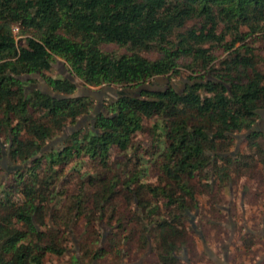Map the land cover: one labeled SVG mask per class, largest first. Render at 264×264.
I'll return each instance as SVG.
<instances>
[{"label":"trees","instance_id":"1","mask_svg":"<svg viewBox=\"0 0 264 264\" xmlns=\"http://www.w3.org/2000/svg\"><path fill=\"white\" fill-rule=\"evenodd\" d=\"M260 35L264 0H0V161L3 145L19 166H0V264H44L71 236L82 241L69 264L146 252L182 264L198 197L217 215L220 194L241 178L243 199L264 196V134L252 130L264 111V57L245 43ZM218 48L226 56L214 66ZM55 57L88 88L134 89L181 72L186 83L102 102L92 123L55 141L94 106L25 91L20 78L40 75L54 93L75 92L46 76ZM256 240L238 237L243 250Z\"/></svg>","mask_w":264,"mask_h":264},{"label":"rangeland","instance_id":"2","mask_svg":"<svg viewBox=\"0 0 264 264\" xmlns=\"http://www.w3.org/2000/svg\"><path fill=\"white\" fill-rule=\"evenodd\" d=\"M14 41L17 43L18 37L13 36ZM245 43L254 49V52L259 56L264 57V35L252 36L248 38ZM238 45H235L237 47ZM104 51H113V46H103ZM120 53V52H119ZM149 55L148 57H154ZM226 56L225 52H222L220 48L213 52L214 66H217L219 61ZM63 75L66 78L73 77L66 63L59 57H55L51 63V69L46 76ZM204 78L205 74H198ZM186 74L181 72L179 76L174 78L156 77L145 84L153 90H162L169 85L176 93H180L183 88ZM25 85V91L28 92L32 89L42 90L45 84L43 77L40 75H29L20 78ZM76 81V80H75ZM115 89V88H114ZM89 90L96 95L97 98H102L105 103H109L113 99V94L110 91L102 90V87L89 88ZM96 102L94 101V105ZM102 110V106L97 108V112ZM262 118H258L252 129L264 134V114ZM91 117L86 118L81 122L80 127L86 126L91 123ZM137 140L141 137L136 136ZM2 139L0 138V143ZM2 159L0 166L3 171H9L12 165L7 156V148L1 145ZM241 139L235 140L231 153H236V150L240 151L242 148ZM245 179L241 178L237 181L233 180L229 185V189L224 190L220 194V202L218 206L220 213L212 215L207 209L206 198L198 197L197 210H190L186 212L185 228L188 233L187 244L183 249L177 252V258L185 264L189 261L190 264H264V241L260 238L256 240L253 246L249 250H243L240 248L238 237L246 232H254L259 234L261 229L262 218L264 217V196L257 200H253L250 203L247 199H243L242 187L245 184ZM254 182H250L253 189L256 188ZM247 185V183H246ZM253 185V186H252ZM230 192L228 193L227 191ZM241 200V201H240ZM193 228L194 233H191L190 228ZM107 229L102 228L100 233L104 235ZM199 234L202 237V241L197 236ZM84 239L87 233L83 235ZM81 241L78 237L71 236L66 243V252L61 257H54L48 255L45 258L44 264H69V258L75 256L78 258L79 244ZM98 244L94 246L96 248ZM225 255V260L223 257ZM156 264L155 258L152 253H142L130 258H125L120 261V264ZM86 264H110L108 258H102L94 263Z\"/></svg>","mask_w":264,"mask_h":264},{"label":"water","instance_id":"3","mask_svg":"<svg viewBox=\"0 0 264 264\" xmlns=\"http://www.w3.org/2000/svg\"><path fill=\"white\" fill-rule=\"evenodd\" d=\"M67 79L75 86V92L73 94L69 95V96H67V95L65 96V95H60V94L54 93L46 85H44L43 89L40 90V92L42 94H45V95H47V96H49V97H51L53 99H56V100L68 99V98H73V97H89L93 101H95L96 104L93 106V109H92L91 113L88 116L80 118L79 120H77L75 122V124L73 126L65 127L63 129V131H62L61 136L58 139H56L55 141H58L60 138H64L67 134H69V133H71L73 131H76L78 128H80L81 122H83L86 118H90L91 117V119H93L94 115L97 113V108H99L101 106L102 101H103L102 98H98V97L96 98L95 97L96 95H94L89 90L88 87H84V86L79 85L71 77H69ZM102 90L112 92L113 99H111V102H114L116 99L123 98V97H125V98H138L142 91H155V90L151 89L150 87H148V85H146V84H142V85H140V86H138V87H136L134 89H129V88L114 89L112 87H102ZM257 113L259 115L260 114H264V111H257ZM91 123H92V120H91ZM244 135L245 134L236 135V136H233V138L237 141L238 139H241ZM52 143L53 142L49 143L48 145H51ZM16 168H19V166L12 167V169H16ZM198 236H199V238H201L199 234H198ZM201 242H203L202 238H201Z\"/></svg>","mask_w":264,"mask_h":264},{"label":"flooded vegetation","instance_id":"4","mask_svg":"<svg viewBox=\"0 0 264 264\" xmlns=\"http://www.w3.org/2000/svg\"><path fill=\"white\" fill-rule=\"evenodd\" d=\"M64 78H66L65 76L63 75H60ZM40 91V90H39ZM109 103H112L111 101ZM262 116L258 114V118H261ZM253 130V129H252ZM242 197H243V193H242ZM261 229L259 230V234H254V232H249L250 234H252L253 236L257 237V238H260L262 241H264V217L262 218V222H261ZM192 231H193V228L191 227ZM194 232V231H193ZM198 236V234H197ZM199 237V236H198ZM201 237V236H200ZM202 238V237H201ZM201 238H199L201 240ZM223 260H225V255L223 257ZM185 264H190L188 261L185 262Z\"/></svg>","mask_w":264,"mask_h":264},{"label":"built area","instance_id":"5","mask_svg":"<svg viewBox=\"0 0 264 264\" xmlns=\"http://www.w3.org/2000/svg\"><path fill=\"white\" fill-rule=\"evenodd\" d=\"M16 32H17L16 28H13V29H12V35H13V36L16 35Z\"/></svg>","mask_w":264,"mask_h":264},{"label":"crops","instance_id":"6","mask_svg":"<svg viewBox=\"0 0 264 264\" xmlns=\"http://www.w3.org/2000/svg\"><path fill=\"white\" fill-rule=\"evenodd\" d=\"M262 116V115H261ZM262 118V117H261ZM228 193L230 192V190L229 191H227ZM241 197H242V195H241ZM243 198V197H242ZM241 201V200H240Z\"/></svg>","mask_w":264,"mask_h":264}]
</instances>
